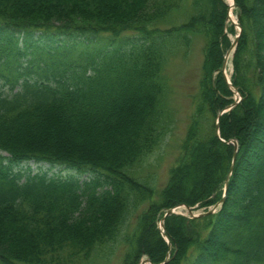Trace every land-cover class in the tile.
Segmentation results:
<instances>
[{
	"label": "trees",
	"instance_id": "16d2710c",
	"mask_svg": "<svg viewBox=\"0 0 264 264\" xmlns=\"http://www.w3.org/2000/svg\"><path fill=\"white\" fill-rule=\"evenodd\" d=\"M183 1L187 21L166 24ZM234 1L242 31L230 85L224 0H0V151L9 153L0 155V264H89L120 241L125 264L167 255L162 264H264V0ZM35 33L121 38L75 60L59 42L46 50L51 63L24 66L18 38L39 49L28 42ZM195 33L206 38L199 91L158 191L138 171L171 131L164 69ZM234 89L241 99L217 123ZM32 161L47 167H19ZM220 201L213 213H170L159 227L178 205Z\"/></svg>",
	"mask_w": 264,
	"mask_h": 264
},
{
	"label": "rangeland",
	"instance_id": "374dc122",
	"mask_svg": "<svg viewBox=\"0 0 264 264\" xmlns=\"http://www.w3.org/2000/svg\"><path fill=\"white\" fill-rule=\"evenodd\" d=\"M224 1L227 3L226 0ZM191 12L192 9L191 6L189 5V2L183 1V4H181L180 7L177 8L176 10L172 11L169 14V16L166 18V24L175 25L178 23L179 25L187 21L188 16ZM241 31L242 29L239 24V15L237 12V8L234 5V7L232 8V16L228 13L226 28H225V32L232 43L231 47L227 49L225 55L228 63L226 64L225 71H222L227 81L230 80L231 75L233 73V63H232V57L234 52L233 41L236 39L238 35H241ZM15 35L17 36V34ZM105 36H107L106 39L93 37V36H89V38L67 37L65 39H62L64 41L55 42L52 39H48L49 37L47 36L38 37L37 33H35L33 35L34 37L33 39L30 38L28 39L29 43L30 40H32L33 43L36 42L35 44H41L38 47L39 49H35L34 46H29L28 48H26L28 45V44L26 45L24 42L26 40L25 38L26 36L21 35L19 36L18 41L21 49H23L25 52L24 55L25 57H20V55H18L17 57H19V62L22 63L24 66L28 65L27 64L28 61L37 64L35 62L38 61L41 62L44 61V59L47 62L51 63L50 53L53 52L47 53L48 51L46 50L51 49L55 47L56 44L61 43L60 48L64 49L63 51H65V48H67L68 49L67 53H69V51L75 52L77 50L75 53H69L66 56L69 57L71 55L72 58H74L75 60L76 58H79L75 56L79 55L80 51L89 50L88 52L93 53V55L98 54L100 50L103 51L108 46H110L109 48H111L113 44H117L120 41L119 38H121V37L114 38L107 34ZM110 39H113V42H109ZM205 43H206V38L204 35L199 33L191 34L189 47L187 48L184 47L181 49V51L174 53V55L170 57V59L168 60L164 69V78L166 80V90H167L166 102H167V108L169 110L168 115L171 125V131L167 135L162 146L149 157L148 161L143 166V168L139 169L138 171V176L142 180H146L149 183H151V185L154 186L155 189L158 191L168 181L169 173L171 171L170 169L176 163L180 154L181 143L185 137V133L188 127L189 116L192 112L193 96L199 91V83L201 79V69H202V61H203V49ZM53 55L56 56L57 54L55 53ZM53 63L55 64L57 62L53 61ZM233 98L236 101L234 103H238L241 99V95L235 90V93L233 94ZM228 110L229 109H227V111ZM230 140H234L237 143V150H236V157H237L238 141L235 138ZM0 155L9 156V153L5 151H0ZM236 157H235V161H236ZM27 166H30L32 173H34L40 168L42 169L46 168L47 164L42 163L40 164L41 167H39V164L32 161V162H28L27 164H21V166L19 167L25 169ZM59 171H60V175L62 176H66L69 173L68 171L59 170L58 168L55 167L49 173L56 174ZM85 175L86 174L82 175L81 177L83 178ZM227 180L228 179H226V181ZM227 189H228V182H227V187L226 184L224 185L223 199L226 198ZM220 202H218L219 205H217L218 203L215 204L217 205L215 211H217L222 206L223 202L222 201ZM197 205L195 206V208L193 207V212L195 214L198 213L203 214L208 210L213 209V207L215 206L213 205L210 207H199ZM173 210L174 212L172 213L191 216L186 208V205H178L175 208H173ZM167 211L165 212V214H163L164 215L163 217L167 216L166 214ZM137 212L139 213V211ZM161 220L162 219L159 220L158 224L160 223ZM136 223H137V218L134 217L130 222L129 228L125 234H131L132 232H134L133 226H135ZM159 227L162 230L164 229V227H162V225L160 224ZM126 250H127V246L123 241L112 243L111 245L103 248L102 250L103 252L99 253L98 255L95 254L89 264H125ZM169 256L170 255H167L166 260L169 259ZM145 259L148 258L146 256L143 257L140 260V264ZM146 263H150V262H146Z\"/></svg>",
	"mask_w": 264,
	"mask_h": 264
},
{
	"label": "water",
	"instance_id": "95a60500",
	"mask_svg": "<svg viewBox=\"0 0 264 264\" xmlns=\"http://www.w3.org/2000/svg\"><path fill=\"white\" fill-rule=\"evenodd\" d=\"M233 4L235 5V1L233 0ZM238 38H239V35L236 37V39L233 41V47H235L236 45H237V42H238ZM226 64H227V58L225 57V59H224V63H223V71H225V68H226ZM228 83L231 85V81L230 80H228ZM235 104L236 103H233V104H231V105H229V106H227V108L226 109H224V110H222L221 112H220V114L218 115V120H217V123L219 122V117H220V115L221 114H223L224 112H226L227 111V109H231L233 106H235ZM217 131H218V133H219V129L217 128ZM230 143H232V144H234V146H235V152H234V155H233V161H232V167H231V170H232V168H233V164H234V162H235V157H236V150H237V143L234 141V140H230ZM227 182H228V180L226 181V187H227ZM221 203V202H220ZM217 205H219V203L217 204ZM217 205H215L214 207H213V209H210V210H208L207 212H205V213H203V214H207V213H213V212H215V208H216V206ZM186 208H187V210H188V212H189V214L191 215V217H194V216H199V215H203L202 213H198V214H195L194 212H193V210L190 208V207H187L186 206ZM172 212H174V210L173 209H169L168 211H167V215L168 214H170V213H172ZM164 219H165V217H163L162 218V220L160 221V225H162V227H164ZM146 262H150L148 259H145L144 261H142L141 262V264H143V263H146Z\"/></svg>",
	"mask_w": 264,
	"mask_h": 264
},
{
	"label": "bare ground",
	"instance_id": "6f19581e",
	"mask_svg": "<svg viewBox=\"0 0 264 264\" xmlns=\"http://www.w3.org/2000/svg\"><path fill=\"white\" fill-rule=\"evenodd\" d=\"M226 1H227V5L229 6L228 13L232 16V8L234 7L233 0H226Z\"/></svg>",
	"mask_w": 264,
	"mask_h": 264
}]
</instances>
